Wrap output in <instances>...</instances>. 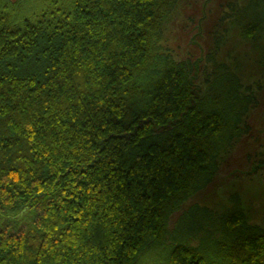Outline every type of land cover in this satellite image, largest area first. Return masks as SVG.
Listing matches in <instances>:
<instances>
[{"label":"trees","instance_id":"obj_1","mask_svg":"<svg viewBox=\"0 0 264 264\" xmlns=\"http://www.w3.org/2000/svg\"><path fill=\"white\" fill-rule=\"evenodd\" d=\"M179 1L0 0V264H264L238 207L170 239L259 103L216 53L201 86L162 47ZM231 12L264 32V0Z\"/></svg>","mask_w":264,"mask_h":264},{"label":"rangeland","instance_id":"obj_2","mask_svg":"<svg viewBox=\"0 0 264 264\" xmlns=\"http://www.w3.org/2000/svg\"><path fill=\"white\" fill-rule=\"evenodd\" d=\"M205 2L206 0L179 1L164 25L162 47L169 50L176 61L195 62L204 56L202 72L196 80L198 85L208 86L205 73L212 72L213 63H208L206 57L216 53L218 62L240 66L238 74L246 86L253 89L258 88V84L262 89L258 92V106L251 110L246 120L248 133L244 131L243 134L246 135L242 136L230 152L223 154L220 166L209 181L183 205L181 211L172 216L169 223L172 240L177 236L174 234L177 220L184 212L197 205L203 208V212L211 211L219 216L238 207L251 225L264 228V34L257 40L253 36L244 40L232 21L221 22L225 5L236 2L247 5L249 0H213L207 7L208 16L203 22L202 35L195 39L197 44L191 43L198 34L197 25L203 16ZM223 39L225 41L219 48V40ZM191 213L189 211L184 215L188 221L196 220L195 213ZM158 252L157 258L164 255Z\"/></svg>","mask_w":264,"mask_h":264},{"label":"flooded vegetation","instance_id":"obj_3","mask_svg":"<svg viewBox=\"0 0 264 264\" xmlns=\"http://www.w3.org/2000/svg\"><path fill=\"white\" fill-rule=\"evenodd\" d=\"M249 3V2H248ZM248 3H247V5H248ZM247 5H240L239 3H229L228 5H225V7H224V9H223V13H222V18H221V22H226V21H232L233 22V24H236V22H235V19H233V18H229V15H231V7L232 6H238V7H240V8H243V7H245V6H247ZM235 27H237V29H238V26L237 25H235ZM228 29V28H227ZM226 29V30H227ZM239 30V29H238ZM262 34H264V32L262 33ZM261 34V35H262ZM261 35H257L256 37H255V40H257L258 38H259V36H261ZM241 36H242V34H241ZM242 39H244L243 37H241ZM244 40H246V39H244ZM224 39H223V41L222 40H219V48L221 47V45L224 43ZM257 45V44H256ZM217 48H218V45H217ZM262 49L264 50V45L262 46ZM230 66V68H234V70H235V72H236V74L239 76V78H240V75L238 74V72H239V69H238V67H240V66H231V65H229ZM233 70V71H234ZM213 71V70H212ZM212 73V72H211ZM211 73H209V74H211ZM241 79V78H240ZM242 86H243V88L244 89H249L247 92L250 94L249 96H257L258 97V100H259V98H260V93H259V95H258V92H259V90H261L262 89V87L260 86V85H258L257 84V86L256 87H258V88H251L250 86H246L243 82H242ZM254 89H258V91L256 92ZM259 104V103H258ZM251 112V111H250ZM249 112V113H250ZM249 115V114H248ZM248 115H247V117H248ZM247 117H246V120H247Z\"/></svg>","mask_w":264,"mask_h":264},{"label":"water","instance_id":"obj_4","mask_svg":"<svg viewBox=\"0 0 264 264\" xmlns=\"http://www.w3.org/2000/svg\"><path fill=\"white\" fill-rule=\"evenodd\" d=\"M213 0H206V2L204 3V5H203V13H202V18L199 20V22H198V25H197V29H198V34H196V36L195 37H193V39H192V41H191V43H193V44H197V41H195V39L197 38V36H199V35H202V32H203V22L205 21V20H207V16H208V14H207V7H208V5L212 2ZM204 61V56H202L199 60H197V61H195L194 62V65H195V67H196V71H195V75H194V78L196 79V80H198L197 78L199 77V71H200V65L202 64V62Z\"/></svg>","mask_w":264,"mask_h":264}]
</instances>
